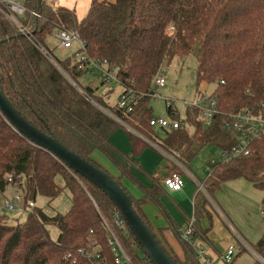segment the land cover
Instances as JSON below:
<instances>
[{
  "label": "trees",
  "instance_id": "16d2710c",
  "mask_svg": "<svg viewBox=\"0 0 264 264\" xmlns=\"http://www.w3.org/2000/svg\"><path fill=\"white\" fill-rule=\"evenodd\" d=\"M22 1L27 11L19 19L33 37L28 38L0 11V87L29 123L107 173L92 161L94 152L100 151L122 173H128L110 143L118 128L127 129L134 156L153 142L188 165L208 145L230 152L237 143L226 128L232 114L242 107L264 104V0H92L84 19L77 17L74 8L55 0ZM58 29L77 32L85 49L57 60L46 48L45 37ZM194 52L198 85H214L210 97L217 102V113L206 127L197 118L199 109L188 106L186 124L174 130L158 127L166 134L162 137L155 133L157 127L150 126L154 79L162 65ZM80 53L85 61L80 60ZM89 59L106 61V68L115 70L121 94L133 91L135 103L130 112L117 104L109 106V93H99V85L79 81L90 74L102 77L89 67ZM167 113L171 119H179L173 109L167 108ZM250 146L248 156L213 164L201 181L211 198L224 183L243 178L264 193V134ZM10 174L22 175L26 203H34L37 195L53 201L68 189L71 207L64 215H48L34 205L26 221L13 224L0 214V264H89L82 256L76 260L66 257L76 255L88 237L100 243L104 264H117L107 226L132 264H151L113 202L52 153L31 144L0 112V193L5 192V178ZM57 175L62 176L64 188L55 181ZM159 192L154 186L149 194L156 198ZM197 193L190 240L178 234L185 259L169 252L159 239L176 264H200L195 245L200 240L208 242L207 230L200 223L202 217L211 216L208 198ZM131 198L149 227L140 200ZM50 224L59 228L56 240L46 228ZM253 247L264 256V233Z\"/></svg>",
  "mask_w": 264,
  "mask_h": 264
},
{
  "label": "rangeland",
  "instance_id": "374dc122",
  "mask_svg": "<svg viewBox=\"0 0 264 264\" xmlns=\"http://www.w3.org/2000/svg\"><path fill=\"white\" fill-rule=\"evenodd\" d=\"M101 1V0H100ZM57 2H60L58 0ZM69 6L76 7V14L78 17H82L86 10L87 0H70ZM89 4V3H88ZM54 32V31H53ZM48 34L45 37L46 48H49L52 55L57 60H65L68 57L74 55L75 52L80 50L79 43L74 40L71 43V48L66 49L60 46V39H58L54 33ZM166 70L163 73L166 80L165 86L157 90L160 97L152 98L150 104L152 106V114L156 118H168L167 113V100L172 99L175 101L176 107L179 112V118L186 121L185 113L187 106L189 104H195L198 92L202 95L209 96L212 90L215 89L213 84H201L198 85L197 81V58L196 54H190L184 58H174L170 63H166ZM116 75V72L114 76ZM97 74H90L87 79L79 80L83 85L92 81L94 85H99V91L103 94L109 93L108 104L109 106H114L117 104L120 94L122 93L121 86L115 76L109 84H100L101 78ZM88 81V82H87ZM186 124V123H185ZM125 132L123 128H121ZM156 134L165 137L166 134L160 128L154 129ZM116 134V133H115ZM119 134V133H118ZM126 135V132H125ZM114 136V134H113ZM95 161L100 166L104 167L103 156L100 151H96L92 154V161ZM212 160L216 162L215 165L222 161V152L219 147L214 145H208L203 147L197 155L190 160L187 165L190 172H192L196 178L201 181L206 179L208 176L207 170L212 163ZM189 179V178H188ZM55 181L59 186L64 188V181L61 175H57ZM247 183L249 188H242L240 185ZM197 188V186H196ZM203 193L208 198L207 209L212 214L213 217V237L217 238L221 248L229 247L230 244H235L236 255L235 264H259L250 251H245L240 253L238 251V242L234 233H237L233 229H229L225 222L222 221L221 217H218L216 211L211 207L210 192L204 188ZM11 192L6 190L2 196H10ZM264 193L261 190L255 189L249 181L245 178L229 180L224 183L222 187L214 191L212 199L215 201V206L223 211L226 217L233 222L234 226L237 228L238 235L240 234L247 238L248 242L252 245H256L260 233L264 229V207L262 206V200ZM35 205L37 208L42 209L48 215L62 214L64 215L71 207V197L68 189H65L59 196L53 201H49L47 198L37 195L35 197ZM0 196V204H1ZM0 214L7 216L9 223H15L16 221L24 222L28 218V213H18L12 211H3L0 206ZM224 215V216H225ZM46 228L49 231V235L52 240H56L59 236V228L54 224L47 225ZM212 229V228H211ZM241 236V237H242ZM142 253V252H141Z\"/></svg>",
  "mask_w": 264,
  "mask_h": 264
},
{
  "label": "built area",
  "instance_id": "2783aa9c",
  "mask_svg": "<svg viewBox=\"0 0 264 264\" xmlns=\"http://www.w3.org/2000/svg\"><path fill=\"white\" fill-rule=\"evenodd\" d=\"M0 11L11 21H14L20 28V31L25 34L28 38L33 37V33L30 30H27L24 25H22L21 20L19 18L23 17L25 12L27 11L25 5L23 4L22 0H0ZM35 16H38L37 13H34ZM169 29L172 30V27ZM54 35L60 39L61 43L60 46L66 49L71 48V43L74 40H77L79 43L80 50H84L83 43L81 42L79 35L77 32H70L67 30L58 29V31L53 32ZM43 52L47 54V56L52 60L49 51L44 48L42 49ZM80 60L85 61V56L81 53L78 55ZM108 63L106 61L101 62L99 60H92L89 59V67L92 66L96 72H98L102 77L101 80L104 84H109L111 80L115 77V70L114 69H107ZM84 68V65H83ZM166 70L165 64L162 65L157 72V76L153 82V93L152 98L160 97V94L157 90L162 89L165 86L166 80L164 78V72ZM135 94L132 90H129L126 93L120 95L118 100L117 106L119 108L125 110L126 112H130L132 110V106L135 103ZM167 108L173 109L174 114H178V109L176 107L175 101L172 99H168ZM188 106L192 108H198V115L197 118L200 122H202L206 127L211 125L212 119L214 115L217 113V102L214 98L205 95H198L195 101V104H189ZM187 106V107H188ZM264 104H258L254 107H242L241 110L235 114H232V119L226 124V128L232 135L236 138V145L233 146L230 152H222V159L227 161L231 158H241L242 156H248L251 153V143L256 141L264 134ZM115 118V117H114ZM185 122L179 118L171 119L168 118H156L152 117L150 121V126L153 127H161L168 130H174L180 128L184 125ZM126 126V125H125ZM156 146L155 143L149 142ZM158 148V146H156ZM159 149V148H158ZM166 157H168L172 164H174L175 169L172 170L168 176L163 178V185L166 187L167 190L170 191H180L183 189L186 179H191L195 185L197 186V192L204 191L203 183L199 178H196L193 175L187 165L183 162H180L175 157L171 156L170 154H166L163 151ZM215 164L214 160L210 164L209 168L206 170L208 172L211 171V167ZM6 190L11 192L10 196H2L3 193H0L1 196V208L3 211H12L18 213L28 212L29 209L33 208L35 203L29 202L26 203L24 198V193L22 191V175H7L6 176ZM5 190V191H6ZM117 224H123V221L117 220ZM192 222L185 227V230L182 234V238L190 240L189 236L192 231ZM105 226H107L105 222ZM109 231V244L111 245V251L115 255V262L117 264H132L130 257L124 252L121 243L117 240L116 236L114 235L113 231L109 226H107ZM93 232H90L92 235ZM238 247L243 251H250L254 257L256 258L259 264H264V256L259 254L253 247L251 243H249L246 239L244 240L241 236L237 233H234ZM201 244L198 245L196 243L195 247L197 249V253L199 256H204V252L200 248ZM236 246L235 244H230V246L226 249V253L221 257L220 263L221 264H233L234 258L236 256ZM84 257L88 260L89 264H104L106 260L102 256V247L96 239L93 237H88L86 242L80 249L77 251L76 255L67 254V258L77 259V257ZM74 260V262H75ZM208 264H217L208 261Z\"/></svg>",
  "mask_w": 264,
  "mask_h": 264
},
{
  "label": "crops",
  "instance_id": "0c3cea01",
  "mask_svg": "<svg viewBox=\"0 0 264 264\" xmlns=\"http://www.w3.org/2000/svg\"><path fill=\"white\" fill-rule=\"evenodd\" d=\"M57 1L58 0H55L57 4L71 9L74 8L76 11L75 5L69 6L70 0ZM91 1L92 0H87L86 10L79 19L86 18L92 3ZM99 93L103 94L101 91H99ZM121 128L126 132L127 129L125 127ZM121 128H118L111 134L110 143L112 144V151L115 152L120 165L126 168L128 173H122V170L118 166L114 165L108 157L102 154V161L105 169L120 180L122 186H124L126 191L135 200H140V208L144 212L147 224L153 234L161 240L165 248L180 260H184L185 253L183 252L178 234L182 235L189 222H192L195 219L194 203L198 194L196 185L191 179H186L182 190H167L163 185V178L168 176V174L175 169L174 164H172L171 160L163 154L161 149H158L150 143L149 145L144 146L139 155L134 156L132 154L128 135L127 133L125 135V132L121 130ZM203 172H206V170ZM154 186H156V190L160 189L159 195L156 198H152L149 194ZM240 186L242 188H249L250 185L243 183V185ZM210 204L218 214V217H221L222 221L225 222L227 227L238 233L233 222L226 217L221 208L218 209L215 206V201H213L212 198ZM210 215V220L207 216L200 219L203 229L207 230L206 237L208 238V242L201 240L197 242L198 245L201 244L200 248L204 252V256L200 257L198 253V257L200 259V264H208V261L221 264L220 259L226 253L225 251L227 247L224 246L222 249L217 238L213 237L212 230L214 216L212 214ZM263 233L264 229L260 233V238ZM240 236L242 235L240 234ZM242 238L247 240L244 236H242ZM238 251H240L239 254L245 252L239 247ZM236 257L237 255L235 258ZM235 258L233 264H235Z\"/></svg>",
  "mask_w": 264,
  "mask_h": 264
},
{
  "label": "water",
  "instance_id": "95a60500",
  "mask_svg": "<svg viewBox=\"0 0 264 264\" xmlns=\"http://www.w3.org/2000/svg\"><path fill=\"white\" fill-rule=\"evenodd\" d=\"M0 112H2L8 123L31 144L52 153L73 174H79L87 181L95 184L113 202L151 264H176L172 256L166 253L159 239L156 238L135 210L131 196L112 178L109 172L107 173L98 166L92 165L78 153L72 152L56 137L42 132L29 123L20 111L15 109L1 87Z\"/></svg>",
  "mask_w": 264,
  "mask_h": 264
}]
</instances>
